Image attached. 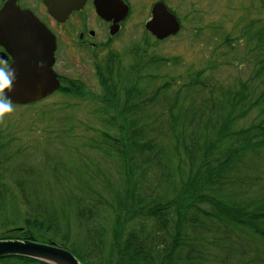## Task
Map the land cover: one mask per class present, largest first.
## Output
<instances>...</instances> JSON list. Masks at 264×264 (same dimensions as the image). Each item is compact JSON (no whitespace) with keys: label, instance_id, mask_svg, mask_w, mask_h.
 <instances>
[{"label":"trees","instance_id":"obj_1","mask_svg":"<svg viewBox=\"0 0 264 264\" xmlns=\"http://www.w3.org/2000/svg\"><path fill=\"white\" fill-rule=\"evenodd\" d=\"M239 13L229 31H195L214 40L205 68L172 74L183 58L152 53L148 36L106 44L99 91L63 79L57 94L76 103L58 127L31 129V146L0 131V241L55 243L82 264H264V0Z\"/></svg>","mask_w":264,"mask_h":264},{"label":"rangeland","instance_id":"obj_2","mask_svg":"<svg viewBox=\"0 0 264 264\" xmlns=\"http://www.w3.org/2000/svg\"><path fill=\"white\" fill-rule=\"evenodd\" d=\"M158 0H127L130 6V13L126 21L123 23V27L120 32L112 38L109 44L110 48L116 51L129 50L130 47L135 45H142L145 47L144 42L147 37L144 29L145 23L151 17L152 6ZM165 5L169 7V10L175 14L181 24V31L173 38L163 41L161 44H155V39L148 33V41L153 44L150 47L152 53L165 55L168 57L180 56L185 63H181L175 67L171 72L172 74H182L185 71L184 66L187 64H193L194 69L199 70L205 68L209 63L215 61L214 56H211L214 40L209 37L208 34L202 35L196 38V32L198 28H204L206 26L215 25L221 23L226 30H230L234 21L239 17V6L244 0H163ZM92 8V7H91ZM92 10H87L83 14L84 20L89 23L91 21ZM92 20L95 24H99L98 17L92 14ZM81 16L77 17V21H83ZM68 31L74 30V26L66 25ZM202 34H204L202 32ZM145 35V36H144ZM110 37V36H109ZM107 37L101 33L100 42L107 44ZM156 46V47H154ZM105 55V51L101 52L100 57ZM99 57V58H100ZM96 63L93 55L90 51L82 49L72 50V46L66 44L61 45V49L58 54V73L63 79L79 80L89 91L97 92L99 87L96 78ZM221 69V76L235 77L236 73L242 75L244 71H236L234 68L223 67ZM180 72V73H179ZM75 100L67 97L64 94H55L47 100L42 102L28 105V106H16L13 105V111L11 113H5L3 118H0V131L5 130L7 127L19 131V136L22 138V142H26L31 146L34 144V140L39 138L38 132H42L43 129L51 130L58 127V120H54L55 117L60 115L56 112L60 108H64L67 105L75 104ZM55 112V113H54ZM87 108L85 105H80L77 110V115L80 119L89 118L87 115ZM90 114V113H89ZM257 114L251 115L247 118V122H251L256 118ZM54 117V118H53ZM92 119V118H91ZM86 121V120H84ZM86 123V122H85ZM86 124L98 125L97 122H88ZM31 129L36 133L31 134ZM32 150L34 146H32ZM27 156L31 161L36 160L43 152L42 148L36 149L34 152L36 155ZM97 158L98 156H94ZM26 157H23V160ZM28 159V161H30ZM108 167V164H106ZM106 169V168H105ZM113 169H115L113 167ZM75 234L72 233L71 237ZM74 242L78 240L73 239ZM109 243V239H107Z\"/></svg>","mask_w":264,"mask_h":264},{"label":"water","instance_id":"obj_3","mask_svg":"<svg viewBox=\"0 0 264 264\" xmlns=\"http://www.w3.org/2000/svg\"><path fill=\"white\" fill-rule=\"evenodd\" d=\"M86 0H44L51 17L63 23L73 11L81 10ZM99 17L113 22L110 34L115 36L129 8L122 0H94ZM145 29L158 41L180 32L177 17L163 0L151 11ZM0 44L13 57L10 68L15 71V81L7 92L14 105L25 106L55 93L60 81L53 70L56 42L54 35L29 11L21 10L16 0H8L0 10ZM23 257L44 264H82L72 253L53 243L50 245L31 241H0V259Z\"/></svg>","mask_w":264,"mask_h":264},{"label":"flooded vegetation","instance_id":"obj_4","mask_svg":"<svg viewBox=\"0 0 264 264\" xmlns=\"http://www.w3.org/2000/svg\"><path fill=\"white\" fill-rule=\"evenodd\" d=\"M6 1L8 0H0V10L4 6ZM123 1L130 9L127 0ZM16 4L21 10L31 12L54 35L56 41V51L53 70L57 74L61 86L63 84V78L60 76L57 70L58 54L61 49V45L68 44L72 46L73 51H75V49L90 51L95 60V56L100 57L102 49L106 45V43L102 44L99 41L101 33L108 38L106 41L107 44L110 43L112 41V38L116 36L110 35V30L113 26V22H108L97 15L94 6V0H86L82 9L72 12L63 23L58 22L56 19L49 15L48 9L44 4V0H16ZM91 7L93 8V12H91V21L89 23L87 20H84L85 18L83 17V14H85L87 10L91 11ZM92 14H95L98 17V21H100L98 22V25L95 24V22L92 20ZM78 16H81L82 19L84 18L83 21H77L76 19ZM124 22L120 23V29L118 33L122 29ZM66 25L74 26V30L68 31ZM132 47H130L129 49H131ZM12 63V55L4 45L0 44V68L7 69L11 66Z\"/></svg>","mask_w":264,"mask_h":264},{"label":"clouds","instance_id":"obj_5","mask_svg":"<svg viewBox=\"0 0 264 264\" xmlns=\"http://www.w3.org/2000/svg\"><path fill=\"white\" fill-rule=\"evenodd\" d=\"M15 71L12 68H0V118L4 117L5 113H11L13 106L7 92L11 90V86L15 81Z\"/></svg>","mask_w":264,"mask_h":264}]
</instances>
